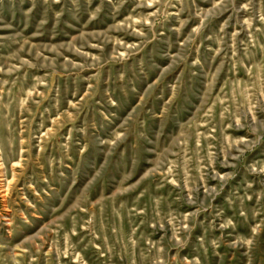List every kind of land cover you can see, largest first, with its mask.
I'll use <instances>...</instances> for the list:
<instances>
[{"label": "rangeland", "instance_id": "1", "mask_svg": "<svg viewBox=\"0 0 264 264\" xmlns=\"http://www.w3.org/2000/svg\"><path fill=\"white\" fill-rule=\"evenodd\" d=\"M0 264H264V0H0Z\"/></svg>", "mask_w": 264, "mask_h": 264}]
</instances>
